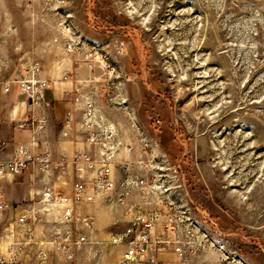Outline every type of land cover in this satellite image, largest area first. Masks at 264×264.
Returning a JSON list of instances; mask_svg holds the SVG:
<instances>
[{"label": "rangeland", "instance_id": "374dc122", "mask_svg": "<svg viewBox=\"0 0 264 264\" xmlns=\"http://www.w3.org/2000/svg\"><path fill=\"white\" fill-rule=\"evenodd\" d=\"M31 72L51 80L36 105H53V88L59 105L90 97L127 155L179 162L207 237L168 264H264V0H0V90ZM50 120L55 136L64 117ZM30 172L4 187L35 219L0 213V264H115L121 207L103 203L100 231L82 203L38 204ZM50 181L71 195L64 175Z\"/></svg>", "mask_w": 264, "mask_h": 264}, {"label": "built area", "instance_id": "2783aa9c", "mask_svg": "<svg viewBox=\"0 0 264 264\" xmlns=\"http://www.w3.org/2000/svg\"><path fill=\"white\" fill-rule=\"evenodd\" d=\"M71 47L67 41L65 48ZM50 81L31 72L16 82L19 92L40 114L11 119L15 129L30 132L27 141L12 140L8 144L0 137V152L10 148L9 157L0 161V182H13L30 169L29 186L38 182L45 186L40 202H61L68 209L72 203L85 205L99 200L121 207L129 227L119 234L124 248L115 264H164L159 255L169 249L178 259L186 251L194 252L207 233L189 208L179 162L170 161L164 154L127 155V145L115 140L114 125L101 111L102 106L83 95L67 105L64 121L50 140L46 134L50 105H36L43 101ZM9 89L7 84L4 92ZM64 139L82 141V145H75L74 152L68 155L60 145ZM54 172L67 178L72 188L70 196L55 192L50 184ZM0 213H5L4 218L14 217L17 225H25L28 218L35 219L33 205L11 203L1 187Z\"/></svg>", "mask_w": 264, "mask_h": 264}, {"label": "crops", "instance_id": "0c3cea01", "mask_svg": "<svg viewBox=\"0 0 264 264\" xmlns=\"http://www.w3.org/2000/svg\"><path fill=\"white\" fill-rule=\"evenodd\" d=\"M61 92H68L62 91ZM50 94L53 96V105L47 110L48 116V123L51 121V117H55L58 119H62L64 117L67 105H59L58 100L55 94V88L50 91ZM61 94V93H60ZM63 108L65 111L60 112L59 115L56 113L59 109ZM40 111L34 109L32 105H29L22 93L19 92L17 86L13 84L9 91L5 93L4 91L0 90V137H2L8 144L12 140L18 141H27L30 138V132L28 130H18L13 127V123L11 119H21V118H30L31 116L39 117ZM50 140L54 138V134L48 135ZM82 141H78L77 143L71 142V153L74 152L75 145L80 146L82 145ZM10 148L5 149L4 151L0 152V161H3L9 157L8 152ZM66 152V151H65ZM67 154V153H66ZM15 180V179H14ZM13 180V181H14ZM13 182L9 181H2L0 182V187L4 191V187L7 185H11ZM5 193V191H4ZM166 255H175L171 249L166 252H163L159 255V257L165 261L164 264H168L169 260L165 258Z\"/></svg>", "mask_w": 264, "mask_h": 264}, {"label": "bare ground", "instance_id": "6f19581e", "mask_svg": "<svg viewBox=\"0 0 264 264\" xmlns=\"http://www.w3.org/2000/svg\"><path fill=\"white\" fill-rule=\"evenodd\" d=\"M61 147L63 150L66 151V153L68 155L71 154V142L67 139H64L61 141L60 143ZM32 191H31V197H32ZM39 191H36V194H38ZM38 204H42L44 205L45 208L49 209V207H54V208H59L62 211V208L67 206L64 203L61 202H57V203H50L49 201L47 202V200H44V202H39ZM70 204V203H69ZM70 206V205H68ZM86 209L85 211L94 215V222L96 223V221H98V219L100 220V225L98 227V230L103 231L106 227V221L107 220H111V214L109 212V210L105 207V205H103V203H100L99 200H96L95 202L92 203H87L84 206ZM1 249L2 251H4L6 249V242H2L1 244Z\"/></svg>", "mask_w": 264, "mask_h": 264}]
</instances>
